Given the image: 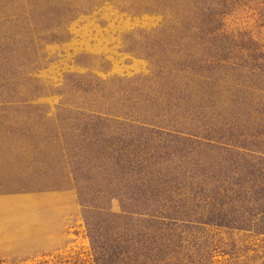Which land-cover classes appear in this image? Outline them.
<instances>
[{
  "label": "rangeland",
  "instance_id": "rangeland-1",
  "mask_svg": "<svg viewBox=\"0 0 264 264\" xmlns=\"http://www.w3.org/2000/svg\"><path fill=\"white\" fill-rule=\"evenodd\" d=\"M240 1L225 31L264 42V0ZM184 4L0 0V264H98L88 218L109 208L125 214L129 187L144 174L159 181L192 168L193 190L207 185L211 195L219 182L197 174L231 154L147 129L254 139L248 97L236 99L232 87L244 78L221 77L203 62L185 68L204 46L182 22L195 14L188 7L184 19ZM133 152L138 162L129 164ZM173 190L185 210L203 202ZM198 242L205 264H264V234L207 225Z\"/></svg>",
  "mask_w": 264,
  "mask_h": 264
},
{
  "label": "trees",
  "instance_id": "trees-1",
  "mask_svg": "<svg viewBox=\"0 0 264 264\" xmlns=\"http://www.w3.org/2000/svg\"><path fill=\"white\" fill-rule=\"evenodd\" d=\"M181 1L186 5L181 9L185 12L183 15H187L184 19L189 18V9L194 8L195 12L182 22L204 46L203 56L191 53L192 63L183 62L185 68L194 69V65L199 63L202 66L203 62L221 77L233 72L243 77L240 83L234 80L232 87L235 88L236 99L240 97V92L247 95L244 103L249 108L244 114L250 120L255 117L258 128L251 140L245 135L238 136L239 133L235 134L237 138L230 137V140L221 137L213 140L211 136H204L201 140L197 136L191 138L188 133L180 137L165 128L147 129L158 138H176V142L185 148L203 145L208 150L223 149L231 155L222 157L216 167L202 166L198 172L197 177L210 176L219 182L211 189V195L207 192V185L199 184L197 191L193 190L195 176L191 174L192 168L182 169L179 174L170 172L167 178L173 173L175 176L159 181L156 176L152 177V173L151 178L144 174L129 187V202H125L128 205L121 206L125 212L121 213L123 216L109 208L106 215L102 213L88 218L90 239L98 264H205L207 257L198 239L207 225L264 234V42L247 30L225 31V20L233 14L240 0ZM89 125L90 129H96L102 123ZM144 133L142 131L138 138ZM138 153L133 152L132 159L130 154L127 155L129 164L131 160L138 162L135 158ZM158 174L160 172L155 173ZM188 178L191 182H187ZM174 187L190 189L194 199L202 196L203 202L201 205L196 202L192 208L185 210L184 203L176 200ZM207 198L211 200L206 202ZM197 210L202 213L199 217L194 216L198 215ZM122 224L124 227L120 228Z\"/></svg>",
  "mask_w": 264,
  "mask_h": 264
}]
</instances>
